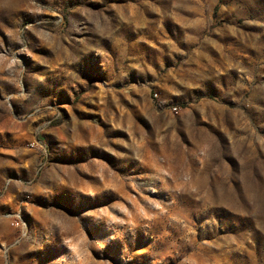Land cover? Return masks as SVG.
<instances>
[{
    "label": "rangeland",
    "instance_id": "obj_1",
    "mask_svg": "<svg viewBox=\"0 0 264 264\" xmlns=\"http://www.w3.org/2000/svg\"><path fill=\"white\" fill-rule=\"evenodd\" d=\"M0 264H264V0H0Z\"/></svg>",
    "mask_w": 264,
    "mask_h": 264
}]
</instances>
